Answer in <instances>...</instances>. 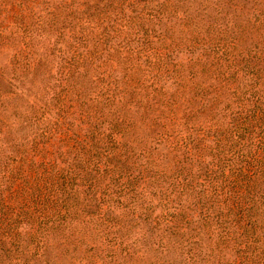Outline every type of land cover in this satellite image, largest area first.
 <instances>
[{"label":"trees","instance_id":"1","mask_svg":"<svg viewBox=\"0 0 264 264\" xmlns=\"http://www.w3.org/2000/svg\"><path fill=\"white\" fill-rule=\"evenodd\" d=\"M4 43L0 264H264V0H0Z\"/></svg>","mask_w":264,"mask_h":264},{"label":"rangeland","instance_id":"2","mask_svg":"<svg viewBox=\"0 0 264 264\" xmlns=\"http://www.w3.org/2000/svg\"><path fill=\"white\" fill-rule=\"evenodd\" d=\"M6 43H4V44H2L3 45V47L2 48H0V50H1V52H0V65L1 66H3L5 63H6V61H7V56H8V46L7 45H5ZM1 45V46H2ZM18 120V119H17ZM10 121L11 122H16V118L14 117V116H12L11 118H10ZM18 122V121H17Z\"/></svg>","mask_w":264,"mask_h":264}]
</instances>
